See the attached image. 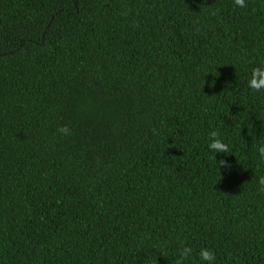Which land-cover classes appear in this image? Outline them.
I'll list each match as a JSON object with an SVG mask.
<instances>
[{
    "label": "trees",
    "instance_id": "16d2710c",
    "mask_svg": "<svg viewBox=\"0 0 264 264\" xmlns=\"http://www.w3.org/2000/svg\"><path fill=\"white\" fill-rule=\"evenodd\" d=\"M261 63L264 0H0V264H264Z\"/></svg>",
    "mask_w": 264,
    "mask_h": 264
},
{
    "label": "clouds",
    "instance_id": "9594fccd",
    "mask_svg": "<svg viewBox=\"0 0 264 264\" xmlns=\"http://www.w3.org/2000/svg\"><path fill=\"white\" fill-rule=\"evenodd\" d=\"M233 2L236 7H246V0H233ZM247 87L254 93L264 94V63H261L251 69L250 76L247 80ZM56 131L62 137H67L72 134V129L67 124L59 125ZM255 148L259 158L264 160V140H260L255 145ZM207 150L211 155L216 157L219 153H229L230 145L225 142L224 137L221 136L217 130H212L208 133ZM216 166L218 168H229L230 164L225 159H216ZM258 191L264 193V176H260L258 178ZM192 251L193 250L190 247H183L180 249L176 264H184V262L192 256ZM199 259L201 264H215L216 255L211 249L203 247L199 250Z\"/></svg>",
    "mask_w": 264,
    "mask_h": 264
}]
</instances>
